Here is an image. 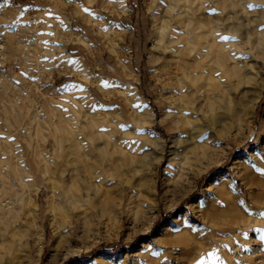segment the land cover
<instances>
[{
	"label": "rangeland",
	"instance_id": "1",
	"mask_svg": "<svg viewBox=\"0 0 264 264\" xmlns=\"http://www.w3.org/2000/svg\"><path fill=\"white\" fill-rule=\"evenodd\" d=\"M136 1L139 10L128 14L130 0H0V247L11 245L0 264H45L55 238L54 218L65 221L63 240L68 237L62 240L61 264H96L91 259L101 254L104 264H264V243L256 231L264 232V190L249 173V165L264 154V43L240 59L249 62L255 54L256 67L248 69L241 100L224 103L228 111L241 113L239 119L222 120L219 129L228 131L227 138L218 141L197 113L192 118L200 121L188 134L172 120V114L187 116L170 112V99L180 91L169 53L159 47L168 2ZM234 1L235 9H223ZM176 2L188 61L209 69L216 62L208 51L211 31L227 12L248 9L241 0ZM131 102L140 105L137 111ZM148 106L155 114L151 123ZM204 128L212 130L206 152L190 161L186 178L178 183L172 160L164 174L171 137L184 136L175 144L181 152L201 142ZM153 131L165 137L164 146ZM239 137H244L241 144ZM161 147L164 161L156 166L154 151L161 154ZM220 156L223 162L213 163ZM226 172L221 193L211 180ZM165 187L175 190L166 201L169 209L162 200ZM66 190L74 203L64 206L59 197ZM197 200L194 213L190 204ZM183 210L190 214L189 228L171 229L141 245ZM73 215L86 225H71ZM130 225L137 229L127 240ZM41 235L43 252L35 261ZM113 244L127 246L118 253L101 249Z\"/></svg>",
	"mask_w": 264,
	"mask_h": 264
},
{
	"label": "bare ground",
	"instance_id": "2",
	"mask_svg": "<svg viewBox=\"0 0 264 264\" xmlns=\"http://www.w3.org/2000/svg\"><path fill=\"white\" fill-rule=\"evenodd\" d=\"M167 2H168V10L166 11V15L163 16L162 24L160 27L161 29H158L159 30V32H158L159 47L163 48L164 51L167 52V54L169 53L171 61L168 62V65L172 66V68L174 70L175 77L173 79H174V81H176L178 89L180 91L179 92L180 94L178 97H174V98L170 99V103H171L170 112L171 113H173V112L174 113H180L182 115L187 116L186 119L185 118L180 119V117L177 119V117L173 116V114H172V120L178 127H181V126L186 127L188 130L187 133L191 134L195 130V126H196L197 122H199L200 121L199 119L201 118L200 117L199 119H193L192 116L195 113H197L198 115L202 114L201 115V116H203L201 118V121H203L202 125L204 124V126L209 128V129L213 128L215 130V135H216L218 141L223 139V138H227V136L229 135V134H227L228 131L227 132L224 131L225 133H223L219 129V126L221 125L222 120L226 119L228 116H231L233 118H236V117L238 118L241 113H240V110H239V112L235 111L236 106L234 107L235 109H233V111H231V110L228 111V108L226 105H224V103H225V101L233 103V102H235L234 99H237L238 96H239L238 98L241 100V98L244 95V94L242 95V93H244V92H243V90L240 91V89H241V86L243 84V80L245 78L249 77L248 76L249 75L248 69L256 67L254 64L255 62L253 63V60L255 59L254 58L255 54L252 55L249 62H247L248 60L246 62L245 61L240 62V59L244 60L247 57V53L253 54L255 52V50H257V48L264 43V39H263V35H264V0H241V4L243 5L244 8L248 9L247 11H243L241 13H240V11H234L232 13L227 12L221 19L218 18L219 20H221L220 22H222V23L215 25V27L211 31L212 37H214V38L212 39V42L208 44V47H209L208 51L210 53L212 52L215 55L216 62L212 66H210L209 69H205L199 63L193 64V63L188 61V59H189L188 53L184 49L183 39H182L181 35L178 33V29H177V27H178V25H177L178 24V21H177V8H178L177 2H176V0H167ZM237 6H238L237 2L234 1L229 5H228V3H226V6H224L223 9H235ZM216 21H217V19H216ZM226 38H228V39H226ZM157 41H158V39H157ZM258 57H259V55H257V58ZM231 60H233L232 61L234 64L233 66L230 63ZM239 65H242V68L244 69V71L239 69V67H238ZM254 71H256V70H254ZM254 73H257V72H254ZM250 77H251V75H250ZM256 78H254V79H256ZM257 80L258 79H256V81ZM260 81H261V78L258 82L260 83ZM262 83H264V82H262ZM254 84H256V83H254ZM257 85H259V84L257 83ZM261 85L263 86V84H261ZM254 86L255 85H253V87ZM255 89H259V88H255ZM262 89H264V88H262ZM252 90H253V88H252ZM245 93H246V91H245ZM106 95H107V97H109L111 94L109 95L108 93H106ZM251 95H253V94H251ZM256 95H255V97H256ZM262 95H263V90L260 93H258V97H257L258 101L261 99ZM253 97H254V95H253ZM243 100H242V102H240V101L239 102L243 103ZM235 104L236 103H234V105ZM251 104H254V108H256L258 102H256V101H255V103L251 102ZM131 105L136 111L140 107V105H138L135 102H131ZM148 107H149L151 112L149 113L150 116H149V119L147 120V122L151 123V121H153V119H151V116L153 118L155 114H154V111L152 110V108L150 106H148ZM237 107H239V105ZM252 107H253V105H252ZM248 108H247V110L250 109V108L249 109ZM242 113H243V111H242ZM167 114H168V112H167ZM135 116L138 117V115H135ZM207 128H204L208 131L206 133V135H203V137L198 139L201 142L196 140L195 145L192 148L191 147L190 148H183V151H181V152L179 150L175 151V148H177L175 144L177 143V140L180 141V143H181V141H182L181 137H184V136L183 135H177V138L171 137V139H170V148L171 149H170L169 153H167V155L170 157V159H168L165 162V164L163 165L162 169H163L164 174L166 172H168V169L170 168V165L172 163L171 160H172V161H174V167L176 164L178 165L177 168L175 169V175H174L176 177V180L178 181V183H181V181H183L186 178L188 171H189V167H190L189 164L191 163L190 161H192L198 154H200L202 152H204V153L206 152V146H207L206 141L210 137L209 133L212 132V130H209ZM206 130H205V132H206ZM150 132H152V131H150ZM153 133H155V135H157L158 138H160V140H162V143L164 146L165 137L163 135H161L159 132L153 131ZM243 139H244V137H239V138H236L235 140H236L237 144H241L243 142ZM67 140H68V142L70 141V139H67ZM53 149H55V147ZM156 151H157V149H156ZM156 151H154L156 156L152 160H153V164H156V166H157L164 161L163 159L165 157L164 154L166 153V148L163 147L161 149V154H159V155H157ZM55 153L56 152H54V154ZM63 155H65V153ZM74 155L75 154H73L71 156H74ZM62 158H66L65 162H67L66 161L68 159L67 157L62 156ZM221 162H223V156L218 157L213 163H221ZM76 167H75V169H76ZM172 169H173V167H172ZM205 170H206V168L200 169L194 175H198L200 173H203V171H205ZM66 173L67 172L65 171V174ZM249 173L253 176L252 182L257 186L262 187L264 190V154H262L260 156L259 160L256 161L254 164L249 165ZM71 175L73 176V174H71ZM71 175H70V178H72ZM227 175H229L227 172L224 174H218L211 180L212 184L215 183L219 186V190L221 191V193H223L224 187L227 185L228 181H227V179H225V177ZM77 176H78V173H77ZM76 180H78V179H76ZM190 185H192V184H190ZM185 188H188V187H185ZM178 189H180L179 186H178ZM188 189L191 190V187ZM171 191H175V190H172L169 187H165L163 189V192H162V200L165 202L164 206L166 208L169 206V204L168 205L166 204V201H168L167 199L170 198L169 196H170ZM179 191H181V190H179ZM179 191H178V193H180ZM185 192L188 193V191H185ZM185 192L184 191L181 192L180 196L184 195ZM175 194H177V193H175ZM59 198H60L61 204H63L64 206L69 205L71 203H74L73 202V195H71L67 190L64 191L63 193H61V196ZM179 199H180V197H179ZM175 200L176 199H174V201ZM174 201H173V203H174ZM198 201L199 200L190 204V210L194 213L198 212V209H197V206L199 204ZM173 203H172V205H174ZM200 203H201V201H200ZM167 209H169V208H167ZM213 212L214 211H212L211 213H213ZM208 213H210V212H208ZM211 213H210V216L216 215V213L212 214V215H211ZM218 215H220V214H218ZM55 216H57V215H55ZM67 216L68 215H66L65 217H67ZM202 216H203V218L207 216V214L204 212V210L202 212ZM237 216L238 215H236L235 218ZM69 217H70V223L73 226H75L76 222L79 223V225L81 223L83 226L86 225L85 219L83 217H81L80 215H73V216H69ZM188 217H190L189 212L187 210H183L182 212L178 213L174 218H172L169 222L162 225L160 227L157 235L143 241L141 243V245L146 246V245L152 244L153 240L154 241L159 240V238H158L159 236H162L163 233H166V232L170 231L171 229H177V230L184 229V230H186L187 228L190 227V221H189ZM238 217L240 219L244 218L243 215H242V217H240V216H238ZM207 218H205V219L208 221ZM61 219H63V218H61ZM239 221H241V220H239ZM244 221H241L240 224H242V222H244ZM51 222H52V225H55V229H54L55 238H54V241L52 242V244L50 246L49 254L47 256L45 264H61L60 260H62L61 259L62 255H61L60 248H61V244L63 243L62 240L65 237V233H66V231L63 229L62 224L65 221L54 218L53 220H51ZM54 223H56V224H54ZM151 224H153V221H152V223H150V225ZM146 225H148V223ZM64 228H66V227L64 226ZM135 228L137 229V227H135ZM136 229H134L130 225V227L128 228V234L126 236L127 240L129 238H131L132 234L135 233ZM147 230L148 229H146V231ZM38 234H39V232H38ZM67 235L69 236V234H67ZM36 236H37V234H36ZM181 238H183V237H181ZM66 239H68V237L65 238L63 241H68ZM87 243H88V241H87ZM10 246L11 245L8 243H5V242L2 243V247H0V260L3 258V255L10 248ZM65 246H66V244H65ZM85 247L87 249L90 247V245L86 244ZM65 250H63V251L65 252ZM42 252H43V236L41 235V237H38L36 239V245L34 247V253H36V257L38 256V258L34 257L35 261L36 260L39 261V257H40ZM74 252L75 251L71 250L69 252H66L64 254V256L71 255ZM76 252H77V250H76ZM104 259H105V256L101 254V255L94 256L91 259V261H93L94 263L96 262V264L97 263L100 264V263H103L104 261H106ZM73 264H83V263L77 262V263H73Z\"/></svg>",
	"mask_w": 264,
	"mask_h": 264
},
{
	"label": "trees",
	"instance_id": "3",
	"mask_svg": "<svg viewBox=\"0 0 264 264\" xmlns=\"http://www.w3.org/2000/svg\"><path fill=\"white\" fill-rule=\"evenodd\" d=\"M141 239H137L134 244L139 243ZM127 245H120V244H113V245H108L105 247H102L101 249L103 250V252L106 253H118L120 251H122L124 248H126ZM130 246H133V244H131Z\"/></svg>",
	"mask_w": 264,
	"mask_h": 264
},
{
	"label": "crops",
	"instance_id": "4",
	"mask_svg": "<svg viewBox=\"0 0 264 264\" xmlns=\"http://www.w3.org/2000/svg\"><path fill=\"white\" fill-rule=\"evenodd\" d=\"M128 1H129V0H128ZM138 7H139V6L137 5V1H136V0H130V5L127 4V8H128V10H129V13H128V14L136 13V12L139 10ZM126 14H127V13H126ZM128 14H127V15H128ZM126 22L132 24V25H131V28H132V29H137L135 23L132 22V20H127Z\"/></svg>",
	"mask_w": 264,
	"mask_h": 264
},
{
	"label": "snow or ice",
	"instance_id": "5",
	"mask_svg": "<svg viewBox=\"0 0 264 264\" xmlns=\"http://www.w3.org/2000/svg\"><path fill=\"white\" fill-rule=\"evenodd\" d=\"M85 11L87 12L88 10L87 9H85ZM226 39H228V38H226ZM108 85H105V87H107ZM262 215H264V213H262ZM258 233H260V241L262 242V243H264V232H261V230H259V229H257L256 230Z\"/></svg>",
	"mask_w": 264,
	"mask_h": 264
},
{
	"label": "built area",
	"instance_id": "6",
	"mask_svg": "<svg viewBox=\"0 0 264 264\" xmlns=\"http://www.w3.org/2000/svg\"><path fill=\"white\" fill-rule=\"evenodd\" d=\"M35 42H36L35 38H32L31 41H30V44H31V45H34Z\"/></svg>",
	"mask_w": 264,
	"mask_h": 264
}]
</instances>
